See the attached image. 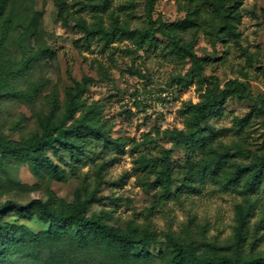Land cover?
<instances>
[{
    "label": "rangeland",
    "instance_id": "1",
    "mask_svg": "<svg viewBox=\"0 0 264 264\" xmlns=\"http://www.w3.org/2000/svg\"><path fill=\"white\" fill-rule=\"evenodd\" d=\"M7 13L13 26L0 63L30 62L12 82L24 95L0 99V134L17 142L40 135L47 119H62L67 92L83 86L79 100L95 108L98 123L120 139L124 153L106 151L74 173L65 152L55 157L47 151L64 171L60 181L34 174L24 161L5 163L0 204L39 199L71 205L93 193L100 201L87 214L122 232L150 233L153 241L146 249L157 256L151 264H171L172 242L190 244L198 253L231 255L222 240L231 234L240 198L202 183L199 171L206 167L221 183L238 165L264 159V0H11ZM148 17L168 23L170 33L190 45L204 77L220 87L237 80L262 100L230 97L220 119L201 125V141L173 146L170 133L188 130L190 107L204 93L203 85L184 79L190 65H169L168 39L160 35L140 48L122 36L98 41L87 32L114 25L141 30ZM31 85H38L34 96L28 95ZM52 96L58 102L54 116ZM164 150H169V185L157 174ZM0 221L33 234L47 226L10 208ZM249 237L245 253L264 260V232ZM34 253H19L6 264H125L97 248L69 243L42 245Z\"/></svg>",
    "mask_w": 264,
    "mask_h": 264
},
{
    "label": "trees",
    "instance_id": "2",
    "mask_svg": "<svg viewBox=\"0 0 264 264\" xmlns=\"http://www.w3.org/2000/svg\"><path fill=\"white\" fill-rule=\"evenodd\" d=\"M11 0H0V49L7 42L12 26V17L7 13ZM98 41H107L122 36L140 48L151 45L156 35L168 39L164 57L173 68L189 64L184 75L188 84L194 82L204 86L201 100L190 107L191 116L188 130H174L170 133L173 146L186 148L195 141L202 140L201 125L207 119H220L224 114V105L230 97L250 100L258 103L262 97H252L245 92L244 85L237 80H231L219 86L216 79H208L202 74V63L190 49V45L181 43L169 31V24L160 19L148 17L147 27L144 29H129L114 25L109 29L97 27L87 29ZM41 51L40 54H46ZM30 59L19 63H0V99L24 95L12 87V82L24 71ZM38 85H31L29 96H34ZM82 87L77 86L74 92H67L66 108L62 119L55 123L45 122L40 135H35L24 142L8 139L0 134V172L3 164L15 161L28 163L31 171L38 175L47 173L55 180L64 178V171L60 169L48 156L65 152L69 161L67 167L76 173L80 169L90 166L102 157L106 151L116 155L124 153V145L118 138H111L103 126L98 123L97 112L93 106H85L79 100ZM51 116L58 107L56 97L49 101ZM159 179L165 184L170 183L169 150L162 152ZM200 181L210 183L219 192L236 195L240 201L234 205V218L231 234L222 242L232 249L231 255H212L198 253L190 244L172 242L171 264H263L260 257L253 258L245 253L250 244V234L259 236L264 232V159L251 165H238L230 172L223 182L212 179V172L203 167L200 171ZM92 193L84 199L77 198L71 205L59 204L52 206L48 201L32 199L24 205L6 201L0 204V220L8 208L13 209L20 217L36 216L46 223L45 229L36 234L23 229H13L6 222L0 221V264H6L11 257L22 253L33 257L34 249L42 245L54 243H69L78 249L97 248L125 264H151L157 256L150 254L146 246L153 241L147 231L139 234L122 232L106 224L96 214H87L94 202H99ZM206 232V226L203 227ZM218 237L216 236V240ZM139 248V253L134 251Z\"/></svg>",
    "mask_w": 264,
    "mask_h": 264
}]
</instances>
